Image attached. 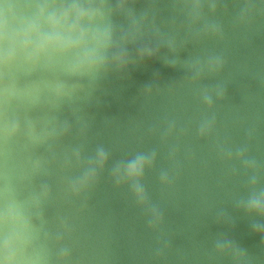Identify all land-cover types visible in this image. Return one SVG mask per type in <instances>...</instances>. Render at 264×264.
I'll return each instance as SVG.
<instances>
[{
    "label": "clouds",
    "instance_id": "9594fccd",
    "mask_svg": "<svg viewBox=\"0 0 264 264\" xmlns=\"http://www.w3.org/2000/svg\"><path fill=\"white\" fill-rule=\"evenodd\" d=\"M160 3L0 0V264H80L70 217L51 215L50 210L58 199L78 201L86 209L110 164L116 186L131 189L146 210L149 229L161 232L165 216L150 204L143 183L156 167L157 150L114 163L103 145L86 155L90 126L82 105L94 99L99 103L105 81L127 79L132 68L162 59L167 67L184 69V83L211 113L199 119L198 135L212 138L217 126L214 100H225L227 89L205 80L221 76L227 61L223 53H190L182 59L181 52L189 45L223 41L222 11L234 12V27L250 26L264 16V0H167V18L161 16ZM144 93L151 97L152 87L146 86ZM185 134L174 120H167L160 131L165 144ZM252 136L250 131L249 141ZM216 150L232 175L239 176L241 168L245 173L244 195L235 201V209L264 243V163L251 155L248 143L233 147L217 140ZM178 155V146L170 149L176 172ZM160 181L172 185L166 171ZM169 251L171 245L161 242L154 256L163 260ZM213 252L210 261L253 264L248 251L226 234L213 242Z\"/></svg>",
    "mask_w": 264,
    "mask_h": 264
},
{
    "label": "water",
    "instance_id": "95a60500",
    "mask_svg": "<svg viewBox=\"0 0 264 264\" xmlns=\"http://www.w3.org/2000/svg\"><path fill=\"white\" fill-rule=\"evenodd\" d=\"M160 8L161 16L167 18V0H161ZM233 17L234 12H221L223 41L189 45L181 52L182 59L190 53H223L227 61L221 76L205 80L206 85L222 83L227 89L225 100H214L217 126L212 138L198 135L199 119L211 113L184 83V69L167 67L162 59L132 68L127 79L105 81L97 94L99 103L94 99L82 105L90 126L86 155L103 145L114 163L137 152L157 150L156 167L146 173L143 183L150 204L164 214L165 224L159 233L149 229L146 210L129 187L116 186L110 164L86 209L78 201L58 199L50 210L51 215L70 217L71 242L80 264H226L209 259L214 255L213 242L221 234L245 248L253 264H264V243L234 205L244 195L245 173L241 168L239 176L232 175L216 150L217 140L233 147L248 143L251 155L264 163V16L258 15L246 28L234 27ZM146 86L153 89L151 97L144 93ZM167 120H174L186 134L165 144L160 131ZM177 146L179 172L169 159L170 149ZM162 171L172 177L171 186L161 183ZM53 188L60 190L55 179ZM161 242L170 244L171 251L157 260L154 251Z\"/></svg>",
    "mask_w": 264,
    "mask_h": 264
}]
</instances>
